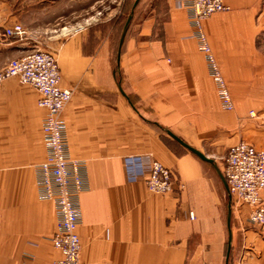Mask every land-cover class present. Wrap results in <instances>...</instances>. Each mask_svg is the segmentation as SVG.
I'll return each mask as SVG.
<instances>
[{
	"label": "crops",
	"instance_id": "crops-1",
	"mask_svg": "<svg viewBox=\"0 0 264 264\" xmlns=\"http://www.w3.org/2000/svg\"><path fill=\"white\" fill-rule=\"evenodd\" d=\"M182 2L138 0L116 59L89 33L105 28L83 22L62 41L0 38V71L12 58L49 49L57 53L61 86L71 90L62 118L69 153L87 168L77 228L85 264H225L219 177L167 131L214 159L244 139L257 142L253 125L261 121L248 112L264 113V0H223L229 9L202 21L230 92L229 111L220 105ZM66 5L0 0V29L47 22L53 7ZM38 99L35 88L15 77L0 83V264H25L24 254L39 264L57 257L48 239L53 204L37 198L34 184L33 167L46 156ZM261 142L264 147V135ZM129 155L159 161L183 189L157 194L145 182L128 181ZM221 188L225 193L222 181ZM261 196L264 201V189ZM248 210L238 209L227 264H264V225L244 228Z\"/></svg>",
	"mask_w": 264,
	"mask_h": 264
},
{
	"label": "built area",
	"instance_id": "built-area-1",
	"mask_svg": "<svg viewBox=\"0 0 264 264\" xmlns=\"http://www.w3.org/2000/svg\"><path fill=\"white\" fill-rule=\"evenodd\" d=\"M187 19L192 28L191 37L203 55L208 75L214 80L220 105L229 111L233 109L229 90L220 73L206 35L202 31L204 18L217 11L229 9L223 0H183ZM27 34L19 23L0 29V38H22ZM15 77L20 83L29 84L39 94L37 105L44 109L41 121L45 159L34 165L36 194L40 200H50L55 212L54 232L48 237L57 252L50 264H85L80 259L81 240L77 228L81 223L80 194L89 187L86 164L69 153L67 126L62 118V109L71 98V90L63 88L60 82V67L55 51L34 49L19 58L10 59L0 71V83ZM251 118L262 119L251 110ZM223 159L222 174L234 204L248 205V220L252 224H264V149L247 141H239L229 147ZM128 181L145 182L153 193H168L183 189L184 185L175 174L159 161L149 156L129 155L124 157ZM25 264H39L33 254L22 256Z\"/></svg>",
	"mask_w": 264,
	"mask_h": 264
},
{
	"label": "rangeland",
	"instance_id": "rangeland-1",
	"mask_svg": "<svg viewBox=\"0 0 264 264\" xmlns=\"http://www.w3.org/2000/svg\"><path fill=\"white\" fill-rule=\"evenodd\" d=\"M20 1L23 2V0H20ZM25 1H29V3L30 2L35 3V1L37 2L38 0H25ZM54 1H56L57 4L60 3L61 1L62 2L66 1L67 5L62 8H59L58 6L53 7V9H57L56 14L52 16V18H50V20H48L47 22H41V23L32 24V25L23 24V26L25 27L27 31L26 35H33L37 37V39L40 38V40H44V41L52 40L51 38L53 37H56L59 39V41H62L63 39H65V37H67L68 34L71 33L69 31L70 29L74 28L73 26H75L76 28V25H78V22L87 23V25H91L93 27L105 28V30L89 31V33L93 37V40H95V37H97L96 38L97 44L101 42L106 43L107 49L108 51H110L111 57L113 59L117 58V55H118L117 50H118V43L120 40V32L125 24L126 17L132 8L131 5L134 0H54ZM136 20H138V16ZM132 22L134 21L131 20V23ZM41 49H44V48H41ZM46 50H49V49H46ZM249 112H248V115H249ZM263 114L264 113H260L259 116L260 115L262 116ZM253 119H256V120L259 119L261 121V124L254 123L253 125L252 133L255 136H258L257 142L253 139H244L243 141L249 142L253 146L257 147L258 149L259 148L264 149V147L262 146V142H261L262 135H264V129L262 128V126L264 127V125L262 123V119L260 117L253 118ZM225 156H222L221 158L217 157L216 159L210 157L215 161V163L218 164L221 172L224 166L223 159ZM218 188H219V192L224 196V206H225L224 214L227 213L228 203L230 204L229 205L231 209L230 221H231V231H232L233 227H236L238 223V220H237L238 218H236L238 209L246 205L234 204L232 197L230 198V201H229L228 193L226 191L225 193L222 191L221 181L219 178H218ZM248 207H249V210L247 212L246 219H244L245 221L243 220V223H244L243 227L247 228L249 226H252L256 228L257 227L261 228L264 224L262 226H257L255 224H252L250 220H248L250 206ZM231 257H232V250L230 252L228 262L229 260H231Z\"/></svg>",
	"mask_w": 264,
	"mask_h": 264
},
{
	"label": "water",
	"instance_id": "water-1",
	"mask_svg": "<svg viewBox=\"0 0 264 264\" xmlns=\"http://www.w3.org/2000/svg\"><path fill=\"white\" fill-rule=\"evenodd\" d=\"M138 0H135L134 3H133V8H131L129 14L127 15L126 17V20H125V24L120 32V40H119V43H118V55L120 54V48L122 46V43L124 41V38H125V33L127 31V28L129 27L130 23H131V18L133 16V12H134V6L137 4ZM167 134L171 137L174 138L175 141H177L185 150H189L190 152H192L194 155H196L201 161H205L207 162L208 164H210L216 175L221 179L222 181V184L225 188V191L228 193V199L230 201V198H231V195H230V192H228V188H227V183H226V180H225V177L223 176L219 166L217 163L214 162V160L210 157H208L207 155H205L202 151H199L198 149H195L193 148L192 146H190L189 144H186L184 141H182L178 136L174 135L173 133H170L169 131H167ZM230 204L228 203V210H227V213H226V225H227V235H228V240H227V245H226V258H225V264L228 263V259H229V255H230V252H231V246H232V239H233V235H232V231H231V221H230V218H231V209H230Z\"/></svg>",
	"mask_w": 264,
	"mask_h": 264
}]
</instances>
